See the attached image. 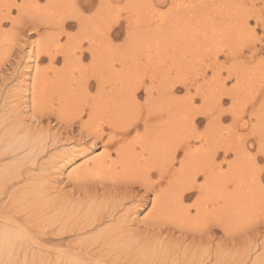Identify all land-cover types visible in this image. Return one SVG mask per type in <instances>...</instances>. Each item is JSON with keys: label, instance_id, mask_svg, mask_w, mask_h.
<instances>
[{"label": "bare ground", "instance_id": "6f19581e", "mask_svg": "<svg viewBox=\"0 0 264 264\" xmlns=\"http://www.w3.org/2000/svg\"><path fill=\"white\" fill-rule=\"evenodd\" d=\"M71 1L73 3L67 5L66 0H45L44 4H40L41 0H23L22 3L0 0V72L15 45L21 49L26 45V54L22 56L26 66L22 74L32 69V74L28 78L25 75L18 90L12 91L18 95L17 105L12 109L10 104L7 108L3 102L0 107V253L52 252L49 259L44 260L50 264H174L177 259V264H234L232 241L235 239L232 237L238 234H235L240 227L238 224H245L241 228L246 232L244 227L253 220L257 221L260 215L264 219V169L256 168V163L264 156V132L259 131L262 123L237 117L238 128L235 129H248L245 138L237 143L234 139L241 135L234 138L232 127L235 124L224 122L230 124L226 126L221 121L226 115L232 116L233 109L223 111L219 104L221 109L214 117L207 116L209 110L199 108L198 114L190 113L192 97L185 98L180 92L183 87L189 91L192 82L183 76L187 67L175 65L184 63L182 57L187 55L189 47L197 48V43L205 46L210 37L213 43V39L226 36V28L215 30L216 24L210 16L206 23V18H201L204 25L191 37L177 34L172 24L164 27L165 31L160 25L153 27L148 37L154 42L146 46L142 42L147 37L142 38L146 35L138 25L134 31L125 32L129 45L119 54L121 45L114 39L120 34V0H98V9L90 17L84 16L82 1ZM165 2L132 0V6L151 14V10ZM92 4L91 0L85 2L87 7ZM15 9L18 14L13 16ZM165 15L168 14L162 17ZM8 24L10 30L6 29ZM72 29L78 32L69 34ZM62 37L66 41L59 46ZM79 39L85 40L87 45L82 46L84 52L80 48L81 53L75 55L77 48L74 50V47ZM57 49L61 63L53 54ZM223 49L216 50L215 55L223 54L228 58L232 53ZM87 53L89 60L85 58ZM251 53L250 61L257 56ZM235 56L237 64L227 66L229 77L240 71L237 72L235 65L245 63L243 54ZM46 57L49 62L44 63ZM225 64L222 63L221 69ZM220 67L212 68L215 74L222 72ZM256 68L255 65L250 72L256 74ZM240 72L245 73L244 69ZM202 74L206 76V72ZM240 75L243 77L242 73ZM76 76H93L90 78L98 84V95L92 97L88 93L91 81L84 80L86 77L80 79L85 91H77L83 83L80 86L78 83L75 90L72 82ZM107 84H110L109 90L104 87ZM247 85L246 81L242 86ZM22 86H25L23 90ZM223 86L226 89L227 86ZM140 89L145 92L143 99L138 96ZM124 91H130L129 97L123 95ZM218 91L216 94L221 95ZM208 97L210 95L206 97L209 106L215 100L208 102ZM21 100L29 103L27 112L36 123L25 125L26 122H22L25 117H19ZM215 104L217 107L218 103ZM260 113L264 114V108ZM200 116L212 119L204 125V131L197 134L196 117ZM53 118L56 129L51 127ZM140 128L143 133L132 137V131L138 133ZM190 128H196L197 131H193L197 136L189 132ZM107 129L110 131L106 132ZM194 135L201 142L192 150L196 145L191 144ZM247 137L260 139L259 154H251V143L246 149ZM60 147L65 149L63 153L47 155L50 148ZM96 149L101 150L70 170L69 183L60 186L62 182L52 173L53 166V170L56 169L54 164L66 161V165L80 154L84 157ZM233 151L236 158L231 160ZM180 153H184L183 157ZM58 155L60 160L54 161ZM192 198L194 204L189 205L188 200ZM243 217L246 221H241ZM219 231L223 240L217 242ZM178 233L183 237L176 236ZM240 240L249 244L242 249L238 263L245 264L252 259V264H264L261 256L250 258V252L256 248L264 253V240L258 243L254 234L239 237L238 243ZM50 243L55 245H45ZM183 255L188 256L187 261Z\"/></svg>", "mask_w": 264, "mask_h": 264}, {"label": "rangeland", "instance_id": "374dc122", "mask_svg": "<svg viewBox=\"0 0 264 264\" xmlns=\"http://www.w3.org/2000/svg\"><path fill=\"white\" fill-rule=\"evenodd\" d=\"M22 1L23 0H19L20 3H22ZM81 1H82V3H81ZM86 1L87 0H80V3H81V6L83 8H85V10L83 9V11H86V12H84L85 13L84 16L90 17V15H92L93 12L95 13L97 11L99 4H98V0H91L92 3H94V4H92L90 7H87L85 5ZM118 2H119V12L121 13V14H119V18H120L119 21L120 22H119V28H118L120 34H119V37L115 38L114 40H115V43L117 45H119V46L121 45L120 46L121 48L119 50V54H122L128 48V45H129V40H128L127 34H125V32L127 30H130V31L133 30L134 31L135 28H138V25H139L138 29H141L142 33L144 35H146V36H144L142 38L147 37L142 42L143 43L142 45H146V46H148L147 43H153L154 42V39H151L150 37H148L149 35H151V32L153 31V27L154 28H156V26L160 27V25H161V28L163 29L162 31H165L166 28H169L171 26L170 24H172L171 27H172L173 31H175L177 34L182 35L184 37H191L193 34H195L196 32H198L201 29V25L203 24L201 22V18H203V19L206 18V19H204L205 20L204 23H206L207 18L209 19L208 16H210V19H213L214 20L213 22L216 24L215 25V30L218 29V31H219L221 29H225L226 28L225 34H224L226 36L223 35L224 37H218V39H213V43H212V40H211L212 38L210 37L211 39L209 38V40H211V41L207 40L205 42V44H206L205 46L203 44H201V45H203L202 48L200 47L201 45L199 43H197V45H196L197 48L194 47V49H193V47H189L188 48L189 52L186 53L187 55H185L186 57L185 56L182 57V59H183L182 61L185 60L184 63H182V62H180L181 64L175 63V65L177 64L178 67H182V66L185 67V68L187 67L186 70L183 71V76H184V78L186 77V80H188V81L191 80V82H192L191 89L193 91L191 89L189 91H187V89H185L183 87L182 90H181L182 93L180 92V94L183 97H185V98H189L190 97V99H191V97H192V100H193L192 101V105H189V103L185 105V106L189 105V108L191 109L190 113L197 112L196 114H198L199 110H204V111L205 110L206 111L209 110L207 112L208 113L207 116L211 115V116L214 117V116H217L219 114V113H217L218 109L220 108L219 104H221V108H223L222 109L223 111L226 110V109L227 110L230 109L232 111V109H233L232 116L226 115V116H224V118L221 121L223 122L222 124H224L226 126H228L230 124H226L224 122H227V123L230 122V123H232V125L235 124L232 127L233 128V132H234V138L237 137V135H241V136H238L239 138L241 137L240 139L238 137L236 139H234L235 142H237V143L241 139H244L246 134H247V132H248V129H243V130L239 129V131H237V129H235V128H238V127H236V122H235V119H237V117H241L246 122H248L249 120L251 122H253V121L255 122L257 120V123H260V124L262 123L263 124V125L261 124L262 127H260L261 125L259 126V131L262 132V134H263V132H264V118H262L261 115H264V114H261L260 110L262 112V110L264 108V100H263L264 99V84H263L264 83V0H166L165 4L163 6L156 7L155 8L156 10L153 9V12L151 10V14L149 12L148 13L141 12V10L136 5L132 6V0L131 1L130 0H120ZM44 3H45V0H41L40 4H44ZM72 3L73 2L71 0H66V4L67 5H70ZM57 5H60V4L57 3ZM62 6H64V5L62 4ZM131 7H133V9H131ZM167 7H168V9H167ZM178 7H179V9H178ZM181 7H183L184 10H182ZM231 7H232V10H231ZM240 7H241V9H240ZM174 9H175V11H174ZM219 9H221V10H219ZM222 9H223V11H222ZM225 10H227V12ZM197 11H199V12H197ZM204 11H205V13H204ZM219 11H220V13H218ZM55 12H57V10H55ZM165 13L168 14V15H165V17H162V14H165ZM17 14H18V12L16 11V9L13 10V16H15ZM139 14H140V16L143 15V18H141L139 16ZM226 14H227V16H226ZM235 14L237 15L236 17H235ZM174 15H176L178 18L174 19V18H176V17H173ZM215 16H216V18H215ZM220 16H222V17H220ZM138 17H140L141 20H139L140 18H138ZM225 17L226 18L228 17L227 20L230 19L231 21L230 20L227 21L225 19ZM243 17H245V18L243 19ZM179 18L180 19L182 18V20H180ZM183 19H184L185 22L183 21ZM138 20L141 23H139ZM170 20H172V21L170 22ZM204 20H202V21H204ZM149 21H151V22H149ZM162 21L163 22L165 21V24ZM179 21L181 23L182 22H184V23H182V25H180ZM24 22L25 21H23V23ZM175 23H176L177 28L175 27ZM177 23H178V25H177ZM220 24H222V27H220L221 26ZM125 25L127 26V28H126ZM217 26L219 28H217ZM164 27H166V28H164ZM227 27H228V29H227ZM130 28H132V29H130ZM248 28H251V29H248ZM6 29L10 30V24H8L6 26ZM58 29L62 30L61 28H58ZM57 30L55 31L56 34L58 32ZM107 31L108 30H106V34H107ZM226 31H228V32H226ZM229 31H230V33H229ZM76 32H78L77 29H72V30L68 31L69 34L70 33L73 34V33H76ZM231 32L234 33V34H232ZM134 35H132V36H134ZM228 37H230V38L234 37V38L233 39H228ZM240 37H241L242 40L240 39ZM60 39H58V40L60 41ZM82 40L83 39H79V41H80V42L78 41L79 44H78V42L75 43L76 47H74V50L77 48L76 52H75V55L76 54H80L82 49L85 51L84 48H86L87 43H85V40H83V42H81ZM130 40H131V37H130ZM229 40H230L231 43L228 42ZM65 41H66V38L62 37L61 41L59 42V46H60V44L62 46L63 43H65ZM207 43H209V44L207 45ZM77 44L78 45L82 44V45H80V47H79ZM19 45H22V43H20ZM22 46H25V47L21 49V48H19V46L15 45V48L11 52L12 56L10 54V56H11L10 59H8L6 61L4 69L2 68L3 71L0 72V94H1L0 95L1 96L0 97V107H1L3 102H5L4 104H7L6 105L7 108L12 105V109H13V107H15L14 105H17L16 101H18V97H17L18 95L13 94L14 92L12 93V91L18 90L17 87L23 81V79H25V75H26V78H28V76H30L32 74V69H30V71H28L27 74H22V70H25L23 68H24V66H26L23 63L24 61H23V57L22 56H25L26 51H27L26 50V45H22ZM82 46L83 47L85 46V47L83 48ZM207 46H209V47L207 48ZM212 46H214V47H212ZM199 47H200V49L196 50ZM203 47H204V50L206 52L208 51V53H206V52L204 53ZM80 48H81V50H80ZM225 48H226V50H225ZM221 49H223L226 52H227V49H228V50H230V52L232 54H230L228 58H226V56H224L223 54H220V56L219 55L218 56L215 55L216 50L219 51ZM194 50H196V51H194ZM56 51H58V49L55 50V51L53 50V52H54L53 54L56 55L57 60H58L57 62L61 63L62 57L57 56L58 53ZM251 52H253L254 54L257 55V56H254L252 61H250L252 59L250 55H253ZM240 54H243L245 63H239L238 65H235V66H237L236 67L237 72L239 70L243 71V69H244V72L247 74V77H246L245 73L243 74V72H240V71L238 73H236V75L232 74L229 77L228 73L226 72L227 71V66H229L230 64L235 63L236 62L235 59H237V58H235L236 57L235 55L240 56ZM86 55H87V56H85L86 60H89V53H87ZM48 58L47 57L44 58V63H47V61L49 62ZM221 62L222 63L224 62V64L227 62V64H225L224 67L222 66L223 69H221V67H220L222 65ZM235 64H237V63H235ZM218 65L220 67L219 69L222 72H219V73L215 74V72H214V70L212 68L218 67ZM255 65L258 66V68L255 69V70H257V71H255L256 74H252V72H250V71L252 70V68L255 67ZM210 67H211V69H210ZM202 69H204V70H202ZM178 71H180V69ZM200 71L202 73H204V74L206 72V76L203 75ZM188 72H189V74H187ZM212 73H213V75H212ZM241 73H242L243 77L240 75ZM238 75H240L239 79H238V77H239ZM201 76H203V78ZM83 77L87 78V79L85 78L84 80L90 79V81H91V78H94L93 76H76L74 78V81L72 82L73 86H75V90H77L78 87L83 83L82 80L80 81V79H83ZM235 77H237V79ZM252 77H253L254 81H253ZM193 78L196 79V80H194ZM241 78L242 79L245 78V80L247 81L248 85L246 87L242 86L244 84L246 85V81L243 80V82H242ZM147 79H148V77H147ZM219 79H222V80H219ZM247 79H250L251 81L247 80ZM217 81H218V83H216ZM240 81H241V83H240ZM201 82L204 83V84H202ZM250 82H251V84H250ZM146 83H147V81H146ZM221 83H224L227 86L226 87L227 90L225 89V86H223L224 84L222 85ZM83 84L79 87L80 89H78L77 91H79V92H84L85 91L83 89H86V87H85V84L84 85ZM194 84H195V86H194ZM211 84H212V86H211ZM76 85H77V87H76ZM109 85L110 84H107L104 87L108 89L110 87ZM199 85H200V87L198 88ZM206 85L209 88L206 87ZM230 85H232V88H231ZM215 86L217 88H215ZM219 86H221L220 87L221 89L219 88ZM233 86H235V87H233ZM22 87H23L22 88V90H23L25 88V86H22ZM97 87H98V84H97L96 80L92 79V81L90 83V87H88V93L90 92V95H92V97H95V96L98 95L97 94V90H99V89ZM204 88H206V89H204ZM209 89H211V91ZM222 89L225 91V93L223 92L224 96L221 93L223 91ZM231 89H233V90H231ZM218 90L221 91L220 92L221 95H218L219 94ZM230 90L232 91L231 95H230V92H228ZM212 91H213V93H212ZM214 91H216L215 94H214ZM189 92H190V95L186 96ZM206 92H208V93H206ZM227 92H228V94L230 96L228 94L226 95ZM98 93H99V91H98ZM129 93H130V91H129ZM129 93H128V91L127 92L124 91L123 95L126 96V97H129L128 96V95H130ZM216 93H218V94H216ZM207 95H210V97H208V102H210L211 100H215V101H212L213 104H212V102H210L209 106H208L207 99H206ZM212 95H213V97H212ZM232 95H233V98H232ZM138 96L141 99L144 98L145 92H144L143 89L139 90ZM202 96H203V98H202ZM234 96H236V97H234ZM218 100H220V101H218ZM262 101H263V104H262ZM21 102H22V100L19 102V104H20L19 108H22L23 110L22 109L21 110L18 109V110H20V113H21V114H19L20 115L19 117H21L22 119L25 117L24 121L22 120V122L24 124L26 122L25 125H30L31 123H34V122L36 123L35 119L32 120L33 117L31 118L30 115H29L30 113L27 112V111H29V107H27V105L29 106V103L25 104V103H23V102L21 103ZM215 103H218V105H217L218 108L216 107ZM200 107H201V109H200ZM214 107H216L217 110ZM198 108H199V110H198ZM211 110H214V111H211ZM1 112H2V110H0V113ZM10 113H12V112H10ZM185 113H187V111ZM256 115H258V116H256ZM196 118H197L196 119V128H198L197 130L199 131V133H197V132L196 133L200 134L201 132L204 131V129H205L204 127L206 125H208L209 122H211L212 118L211 117H205L204 118V116H202V117L200 116V117H196ZM209 119H210V121H209ZM187 120H189V119H187ZM50 121H51V127L53 129L58 128V126L55 125V119L54 118L51 119ZM196 128H194V129L190 128L189 132L190 133L193 132V134L196 135V133H194L195 131H197ZM193 130H195V131H193ZM109 131H110L109 129L106 130V132H109ZM243 131H245V132H243ZM142 133H143V128H140V131L138 133H136L133 130L132 133H131V136L134 137V136H136L138 134H142ZM105 134H108V133H105ZM195 135L193 137L194 139L191 137L192 138L191 144L194 145L196 143V145H194L195 147H193L192 150L196 149V147H199L200 142H201V140L199 138H196ZM260 138H261V136H260ZM244 141H245L244 143L246 145L245 146L246 149L249 148V146H248L249 143L253 144V148L252 149L249 148L250 152L253 151V153H251V154H254V155L259 154L257 152V149H258V151L260 150L259 149L260 139H258L257 137L256 138L255 137L254 138L247 137V139L244 140ZM77 148H79V147H77ZM50 149L51 150H49L48 154H47L48 156L50 154H54V153L55 154H61V153H63L62 150H65V149H63V147L57 148L55 150L52 149V148H50ZM100 150L101 149H96L95 151H92L90 154L83 155L84 157H82V155L80 154L79 156L76 157V159L74 161H72L70 163H67L66 165H65L66 161H64V162L61 161V162L55 163L54 165H56V169H58L59 167H62L61 170H56V169L53 170L54 166L52 168V173L55 172V179L58 180L59 183L62 182V185H60V186H65V182L69 183L70 178L68 177V173H69L70 170H72L75 167H77V165L82 163V161L85 160L86 158H88L90 156H93V155H96ZM234 151H233V153H232V155L230 157L231 160H233L232 158H236V153ZM75 153H77V152L75 151ZM183 154L184 153H180L179 156L183 157ZM45 155L46 154H44L43 156H45ZM47 155H46V157H47ZM75 156H76L75 154H72L71 157L75 158ZM53 160L54 161L60 160L59 155L54 157ZM256 164H257L256 168H260V169L263 168L264 169V156H261L259 161ZM64 165H65V167L63 168ZM188 202H189L188 203L189 205H192V204H194V199L193 198L189 199ZM150 205H149V207H150ZM147 211H148V208L145 209L144 211H142L140 213V217L144 216ZM261 216L262 215L259 216L260 218L258 217L259 221L258 220L257 221L253 220V222L249 223L246 227H244V228H246V232L243 231L245 229L242 230V228H241V226H243L245 224L239 225L237 223L238 226H240V227H238L239 229L235 231V234L236 233H238V234L233 235L234 237H232V239H235V240L232 241V242H234V244H233L234 248L232 250V256L235 259L234 264H240V263H238L237 258L242 253V249H244L249 244V243L247 244V242L246 243L242 242L241 240L239 241L240 243H238L239 237L240 238H244V237H248V235H253L254 234V235H256V239H258V241H257L258 243H261L264 240V223H263L264 219L262 220ZM243 220L246 221L245 217L241 218V221H243ZM238 222H240V221H238ZM259 222H260V224H259ZM247 227H249V228H247ZM242 232H244L243 234H245L246 236L243 235ZM221 234H222V232L219 231L218 234H217V237H219V238L216 237L217 238L216 241L217 240L218 241L223 240V234L222 235ZM178 235H181V234H179V233L176 234V236H178ZM187 235H189V234H187ZM257 235H258V237H257ZM181 236H179V237H181ZM236 236H238V237H236ZM53 244L50 243V244H45V245L46 246H49V245L54 246L55 244L54 245ZM263 254L264 253L262 252V250L260 248H256V249H254L253 251L250 252V258L260 257L261 256V260H263L264 259V255ZM50 255H52V252L42 253V252L34 251V252L26 253V254H23L21 252H19V253L18 252H12V251L11 252H4V253H0V264H40L39 263L40 261L43 262V264H50L49 261H44V260H48L49 259L48 256H50ZM182 257H184L186 259V261L188 260V256H184L183 255ZM177 260L174 262V264H177ZM251 260H248L245 264H252ZM206 264H212V262H208ZM260 264H263V263L261 262Z\"/></svg>", "mask_w": 264, "mask_h": 264}]
</instances>
